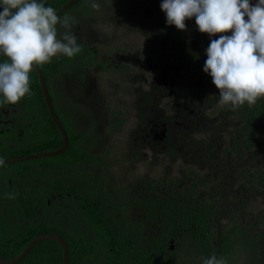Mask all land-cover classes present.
<instances>
[{
	"label": "trees",
	"instance_id": "obj_1",
	"mask_svg": "<svg viewBox=\"0 0 264 264\" xmlns=\"http://www.w3.org/2000/svg\"><path fill=\"white\" fill-rule=\"evenodd\" d=\"M68 1L41 0L55 11ZM95 2L100 5L98 11L91 7L92 0H80L58 17H74L73 33L77 19L92 17L111 28L117 35L112 40L118 43L134 35L147 37L158 64L169 59L181 67L173 86V103L168 107L173 112L168 117L159 114V118L168 126L166 155L172 160L184 157L185 165L175 173L156 170L155 161L153 174L115 183L114 167L130 160L133 146L125 144L127 149L121 148V157L115 160L108 158L115 146L104 144L98 151L92 148L90 143L98 142V125L93 122L81 127L79 117L89 121L91 115L80 105H72L71 99L79 98L69 90L75 82L81 84L88 69L108 70L112 56L127 52L114 43V51H109L113 53L102 57L105 43L78 39L81 51L75 56L58 54L37 65L67 132V149L56 156L0 166V256L14 259L37 236L54 233L69 247V264H203L213 254L223 257L226 264H264V97L252 107L247 102L235 109L231 104L222 105L220 90L203 71L211 40L231 32L217 36L201 33L194 17L185 21L191 32L170 26L161 10L162 0ZM57 30L60 38L65 29L58 24ZM162 38L166 45L160 49ZM8 59L0 55V63ZM29 80L31 95L14 105H0V113L7 107L14 117L0 126L4 131L0 134L2 159L48 152L63 144L34 70ZM182 103L198 119L202 117L199 128L193 127L188 112L177 113L175 105ZM152 112V105L142 104L137 117L146 123L154 119ZM213 117L219 120L214 123ZM125 122L126 118L113 120L108 133L124 137ZM216 127L224 143L213 141L208 146L200 140L192 144L188 138L190 133ZM18 130L23 131L19 139L14 135ZM234 154L239 157L232 158ZM230 169L228 179L236 175L243 180L237 193L249 189L262 192L261 202L254 196L246 213L230 210L242 207L239 202L230 205L229 198L221 194L226 184L230 186L224 182ZM8 193H15L16 198H7ZM18 264H63L62 247L57 241L45 240Z\"/></svg>",
	"mask_w": 264,
	"mask_h": 264
},
{
	"label": "clouds",
	"instance_id": "obj_2",
	"mask_svg": "<svg viewBox=\"0 0 264 264\" xmlns=\"http://www.w3.org/2000/svg\"><path fill=\"white\" fill-rule=\"evenodd\" d=\"M97 11L100 5L92 0ZM0 105L17 104L31 95L29 73L34 65L50 62L58 54L71 58L81 51L72 31L74 17L59 19L41 0H0ZM167 24L186 31V20L195 18L201 33L215 36L206 49L203 71L220 90L219 103L233 109L254 106L264 97V0H162ZM245 17H248L246 20ZM65 29L58 38L57 25ZM5 160L0 158V166ZM7 198L15 199V193ZM203 264H226L213 254Z\"/></svg>",
	"mask_w": 264,
	"mask_h": 264
},
{
	"label": "rangeland",
	"instance_id": "obj_3",
	"mask_svg": "<svg viewBox=\"0 0 264 264\" xmlns=\"http://www.w3.org/2000/svg\"><path fill=\"white\" fill-rule=\"evenodd\" d=\"M256 2L257 0H251L253 5ZM0 11H2V8H0ZM77 21H79V24L76 26L74 34L78 39L92 38L105 43L106 47H103V51H101L104 53L102 57H108L109 54L113 53L109 51H114V43H116L117 49L120 48L127 52L126 54L116 53L112 56L114 59L110 58L111 66L116 63H118V66H114L113 69L110 66L108 70L90 68L81 84L75 82L70 87L69 91L71 94L73 93L74 96L79 98L77 101L71 99L72 105L74 107L80 105L83 110H88V115H91V117L88 116L90 117L89 121L86 118L81 117V119L79 117L81 127L83 126L84 128L93 122H95V125H98V142H91L90 146L96 150L98 147L101 149L102 147L104 148L106 146L104 144L115 146L111 150V155H108V158L111 160L121 157V151L119 152V150L123 147L126 150L125 144H129L130 147L133 146V150L130 152V160L128 162L125 160V163L119 162L114 167L113 173L116 172L114 174V181L117 184L123 180L131 181L138 175L153 174L152 169L155 161L158 163L156 170L162 169V171L169 170L178 173L181 165H185L184 157L172 160L166 155L164 148L165 142L169 143V138H167L168 126L163 122L161 116L159 118V114L164 113L168 117L173 112L168 107L170 103H173V86L181 74V67L170 62L169 59L158 64L155 59L156 51L147 37L134 35L126 39L125 43H118L117 40H112L117 36L115 32L109 27L101 26L98 23L100 21L97 22L96 18L93 20L92 17H80ZM183 32H191V26H187V30ZM142 34L145 35L144 33ZM165 45L166 40L164 38L160 39V49L165 48ZM121 64L125 66L122 67ZM73 99L75 100V98ZM142 104L152 105L154 119L146 123L137 117V113ZM59 105L61 106L63 104L59 103ZM175 110L177 113L188 112V115L193 119V127L195 129L199 128L202 124V117L198 119L196 114L190 111L184 103L175 105ZM10 112L12 111L6 107L0 113L1 125L9 123V120L14 118ZM123 118H126V122L122 127V131L125 132L124 137L118 135L115 137L111 136L108 131L113 125L112 121ZM159 119L162 121H159ZM218 120L215 117L212 119L214 123ZM99 123L101 124L99 125ZM177 124L182 128H187L186 125L183 127L181 123ZM81 131H83L82 128ZM3 132L1 130L0 134ZM14 135L18 138L23 135V131L18 130ZM188 138H191L192 144L200 140L204 142L202 145L208 146L213 141L219 144L224 143V138L222 134L218 133L217 127L215 130L212 129L200 134L190 133L188 134ZM234 157L237 158L239 156L234 154L232 158ZM234 162L235 160L232 164ZM162 171H158V173ZM232 172H235L233 167ZM230 174L231 169L226 173L224 181L230 186L226 184L227 187L222 190L221 194L229 198L230 205L239 202L242 207L239 210L236 208L230 210H235L238 214L242 211L246 213L249 207V201L254 202L253 200L256 199L254 196H258L256 200L257 202H261L262 197L259 196L262 195V192L249 189L237 193L243 180L237 178L236 175H234V178L228 179ZM258 205L259 203H257ZM221 222H224L223 218Z\"/></svg>",
	"mask_w": 264,
	"mask_h": 264
},
{
	"label": "water",
	"instance_id": "obj_4",
	"mask_svg": "<svg viewBox=\"0 0 264 264\" xmlns=\"http://www.w3.org/2000/svg\"><path fill=\"white\" fill-rule=\"evenodd\" d=\"M78 1H80V0L68 1L66 4H64L63 6H61L60 8H58L56 10L57 15L59 16L61 13L68 10L70 7H72ZM33 70L36 72V74L38 76L40 85L42 87V91H43V95H44V99H45L47 108H48L49 113L52 117V120L54 121L55 125L57 126L58 130L61 133L63 144L59 149H56V150L31 154V155H27V156H20V157L3 159V160H5V164H12V163H18V162H23V161H28V160H35V159H40V158H45V157L56 156V155L63 153L67 149L68 144H69L67 132H66L65 128L63 127V125L61 124V122H60V120H59V118H58V116H57V114L53 108V105L51 103L50 95L48 92L47 85L45 83L43 73L37 65H34ZM45 240L57 241L61 245L62 250H63V264H69V261H70L69 247H68L66 241L60 235H57L54 233H45V234H41V235L37 236L34 240H32L30 242V244L25 248V250L18 257L14 258V259H5V258L0 256V263H2V264H18V263H20L22 260L25 259V257L31 252V250L37 244H39Z\"/></svg>",
	"mask_w": 264,
	"mask_h": 264
},
{
	"label": "flooded vegetation",
	"instance_id": "obj_5",
	"mask_svg": "<svg viewBox=\"0 0 264 264\" xmlns=\"http://www.w3.org/2000/svg\"><path fill=\"white\" fill-rule=\"evenodd\" d=\"M51 103H52V102H51ZM12 107H13V106H12ZM12 107H11V108H12ZM188 109H189V107H188ZM4 124H5V123H4ZM0 125H1V124H0ZM0 131H1V130H0Z\"/></svg>",
	"mask_w": 264,
	"mask_h": 264
}]
</instances>
